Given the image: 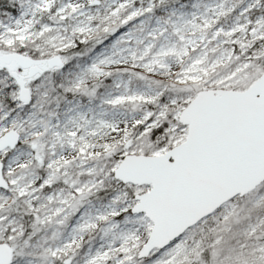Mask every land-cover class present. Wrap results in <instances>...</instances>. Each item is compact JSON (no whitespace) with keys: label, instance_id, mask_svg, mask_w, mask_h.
Listing matches in <instances>:
<instances>
[{"label":"snow or ice","instance_id":"1","mask_svg":"<svg viewBox=\"0 0 264 264\" xmlns=\"http://www.w3.org/2000/svg\"><path fill=\"white\" fill-rule=\"evenodd\" d=\"M0 264H264V0H0Z\"/></svg>","mask_w":264,"mask_h":264}]
</instances>
